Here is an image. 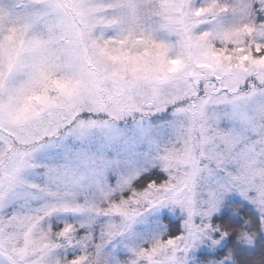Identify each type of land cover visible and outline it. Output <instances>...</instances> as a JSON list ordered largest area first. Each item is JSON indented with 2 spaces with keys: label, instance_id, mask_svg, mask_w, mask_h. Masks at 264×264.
Masks as SVG:
<instances>
[{
  "label": "snow or ice",
  "instance_id": "snow-or-ice-1",
  "mask_svg": "<svg viewBox=\"0 0 264 264\" xmlns=\"http://www.w3.org/2000/svg\"><path fill=\"white\" fill-rule=\"evenodd\" d=\"M0 264H264V0H0Z\"/></svg>",
  "mask_w": 264,
  "mask_h": 264
}]
</instances>
